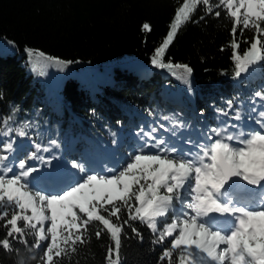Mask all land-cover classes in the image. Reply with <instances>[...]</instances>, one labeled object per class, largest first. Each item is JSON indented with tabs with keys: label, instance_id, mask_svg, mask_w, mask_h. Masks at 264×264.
<instances>
[{
	"label": "trees",
	"instance_id": "1",
	"mask_svg": "<svg viewBox=\"0 0 264 264\" xmlns=\"http://www.w3.org/2000/svg\"><path fill=\"white\" fill-rule=\"evenodd\" d=\"M182 3L183 0H0V39L15 50L14 54L0 50V128L12 129L8 135H0V147L13 142L18 160L32 152L30 143L33 147L39 144L42 151L56 148L71 162L81 156V150L104 160V152L114 149L124 165L134 131L156 129L160 137L167 138L159 129L163 125L192 139L201 121L213 127L221 120L232 123L237 110L241 117H247L260 103L255 93H264V62L252 75L234 77L232 23L221 8L214 7L212 13L206 14L204 6H198L165 52V62L190 66V77L179 75V70L173 75L151 64L155 48L167 36ZM210 3L215 5L216 0ZM216 11L221 12L219 17ZM144 23L151 26L150 32L142 31ZM252 35L251 30L241 35L237 28L235 39L241 54L250 46ZM26 49L72 61L64 67L68 76L60 87L51 89L36 80ZM102 75L103 81H97ZM174 122L185 127L174 129ZM19 129L26 135L19 136ZM72 148L77 150L74 156ZM4 153L0 151V155ZM8 161L14 160L8 157ZM86 167L91 170L88 164ZM10 215L11 210L5 220ZM120 217L121 223L127 219L126 210L122 209ZM130 224L143 239L125 225L120 264H166L160 257L171 238L162 244L154 243L156 234L146 225L140 221ZM49 225L44 226L47 229ZM18 226H23V221H18ZM100 227L96 221L89 224L84 234L86 243H77L75 252L62 256L55 264H106L107 248L113 242L106 232L96 237ZM6 231L0 227V239L5 238ZM30 232L26 230L23 237L28 246L9 238L14 250L0 247V264H43L41 255L49 241L41 242L40 248L32 247L35 237Z\"/></svg>",
	"mask_w": 264,
	"mask_h": 264
},
{
	"label": "snow or ice",
	"instance_id": "2",
	"mask_svg": "<svg viewBox=\"0 0 264 264\" xmlns=\"http://www.w3.org/2000/svg\"><path fill=\"white\" fill-rule=\"evenodd\" d=\"M200 5L206 14L212 13L214 7L221 8L232 23L234 77L239 78L264 62V0H216L215 5L210 0H183L167 36L154 50L153 66L167 69L173 75L179 70V75L191 76L190 66L165 62L164 55L178 30L192 19ZM214 14L219 17L221 12ZM237 28L241 29V35L244 30L253 32L250 46L242 54L235 39ZM142 31L150 32L151 26L144 23ZM26 52L29 57L58 68L72 63L42 51L26 49ZM255 95L264 101V93ZM228 107H232L231 101ZM220 111L228 115L227 111ZM241 118L238 110L232 117L237 121ZM250 118L258 129L245 131L239 124L226 122L201 134V139L208 143L184 140V145H192L191 148L156 139L153 135L156 129H152L140 137L144 140L142 147L130 154L118 171L110 170L111 174H89L83 165L73 161L71 167L85 175L57 194L37 190L35 182L40 177H34L33 173L39 170L28 166V160H43L37 156L41 145H35L37 151L19 160L16 172L12 165L5 164L8 156L0 155V221H4L0 227L7 229L0 247L13 251L9 238L28 246L23 237L26 230H31L35 237L32 247L40 248L41 242L49 241L41 255L43 264H55L57 259L75 252L77 243H86L87 227L96 221L102 226L95 232L96 237L106 232L113 242L107 248L106 264H120L124 227L127 225L143 239L130 224L140 221L156 234L154 243L162 244L171 238L160 257L166 264H264V110ZM3 123L7 125L8 121ZM177 127L185 125L174 122L173 128ZM11 132L10 128L7 131L0 128V135ZM17 133L26 135L23 129ZM176 135L173 130L172 136ZM145 137L154 143L150 144ZM149 147L158 151L145 152ZM12 150L13 142L0 147V151ZM122 209L126 210L127 219L121 223ZM9 210L10 218L5 220ZM218 217L225 218L226 227L217 224ZM18 221H23V226H18ZM45 222H50L47 229ZM15 251L18 253L19 249Z\"/></svg>",
	"mask_w": 264,
	"mask_h": 264
},
{
	"label": "rangeland",
	"instance_id": "3",
	"mask_svg": "<svg viewBox=\"0 0 264 264\" xmlns=\"http://www.w3.org/2000/svg\"><path fill=\"white\" fill-rule=\"evenodd\" d=\"M0 50H2L5 54H8V53L14 54L15 53L13 46L10 45L9 43H7L4 39H0ZM259 65L260 64L254 65L252 68L249 69V72L244 73V74L252 75L255 72V70L258 69ZM30 71L35 74L36 80H40V81L46 83L51 89H55V88L60 87L62 82L68 76V74H67L68 71L65 68H58L55 65L48 64V63H45L43 61H37L34 58H31V69H30ZM104 78H105V76L102 75V77L99 78L97 81H103ZM261 110H264V101L263 102L261 101V103H258L256 105L255 111L250 113L249 118H247V119L241 118V120H239V121L234 120L235 124H239L242 127H244L245 131H248V130L253 129V128L258 129L259 126L255 123V120L251 119L250 117H257L258 112ZM218 123L219 124L217 127L221 126V124L226 123V122L221 120ZM210 128H215V127L210 126L209 124H206L205 122L201 121L200 127L195 128L194 131L192 132L193 137L196 139L197 142L208 143V141L201 139V134L208 132V130ZM229 130L232 131V129H229ZM166 134L169 137H173L172 131L168 128H167ZM153 135L157 139L158 136H156V131L153 132ZM142 136H143V134H138V135L133 134V136H132V139H134L138 143L139 148H141L143 145L142 139L140 138ZM178 136H175V137H178ZM146 139H149V138H146ZM213 139H215V137H213ZM173 140L176 141L174 138H173ZM166 142H168V141H166ZM149 143L150 144L154 143V141H151L149 139ZM30 146L32 147V152L37 151L36 148L31 145V143H30ZM191 147H192V145H191ZM191 147H189V148H191ZM55 149H53V150L48 149V151H42V150L37 151V156L44 157L46 154H49V158L43 159V160H41V159L29 160L28 166L35 167V168L39 169L41 167V165H43L44 163L54 161V159H56L57 157L60 156L59 154H57V151ZM136 150H138V149L133 150V152H131L130 150L128 151L126 161L129 159L130 154H133ZM146 150L147 149H145V152H146ZM118 151L120 152V150H118ZM153 151L156 152L158 150L154 149ZM107 153H108L107 157L113 162V166L110 167L111 168L110 170H117L118 171L119 169H116L115 165H117L118 167H121V166H123V164L120 163V161H122V160H120V157L118 156L117 151L114 149H111ZM29 154L30 153H27L26 155H29ZM4 155H7L8 157H11L14 160L11 162H9L7 160V161H5V164L6 165H12L13 166V172L18 171V168L15 167V165L18 164V162L20 160V159L16 160L17 151L15 149H13L10 153L5 151ZM60 157H62V156H60ZM81 165H83V167L85 168V170L89 174H93L90 171H88L85 164L81 163ZM73 170L74 171H71L69 178L66 179L64 177H61V178H63V179H60L61 184H63V187L60 188V183H58L59 186H57L55 189H50V188H53V186L50 187L47 184H43V186H44V188H46V190L41 189V188H36V189L37 190H43L45 193H52V194L61 193L63 190L67 189L70 186H73L75 183L80 181L83 178V176L85 175L84 172H80L76 168H73ZM100 174H105V173H100ZM8 175L11 176L12 173H8ZM29 180H32V177H29ZM36 183H37V181L35 182V184ZM65 184H67V185H65ZM30 186H32V185H30ZM46 223H48V222H45V224ZM223 226L226 227V225H223Z\"/></svg>",
	"mask_w": 264,
	"mask_h": 264
},
{
	"label": "bare ground",
	"instance_id": "4",
	"mask_svg": "<svg viewBox=\"0 0 264 264\" xmlns=\"http://www.w3.org/2000/svg\"><path fill=\"white\" fill-rule=\"evenodd\" d=\"M249 187H250V186H249ZM217 224H218V223H217ZM218 225H220V226H223V225H222V224H220V223H219Z\"/></svg>",
	"mask_w": 264,
	"mask_h": 264
}]
</instances>
